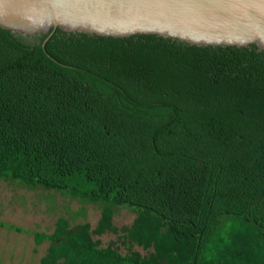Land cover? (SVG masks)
Segmentation results:
<instances>
[{
	"label": "trees",
	"instance_id": "obj_1",
	"mask_svg": "<svg viewBox=\"0 0 264 264\" xmlns=\"http://www.w3.org/2000/svg\"><path fill=\"white\" fill-rule=\"evenodd\" d=\"M49 30L0 25V177L102 205L39 264H264V49ZM121 204L145 253L92 237Z\"/></svg>",
	"mask_w": 264,
	"mask_h": 264
},
{
	"label": "water",
	"instance_id": "obj_2",
	"mask_svg": "<svg viewBox=\"0 0 264 264\" xmlns=\"http://www.w3.org/2000/svg\"><path fill=\"white\" fill-rule=\"evenodd\" d=\"M0 25L23 35L50 29L41 44L60 27L264 49V0H0Z\"/></svg>",
	"mask_w": 264,
	"mask_h": 264
},
{
	"label": "rangeland",
	"instance_id": "obj_3",
	"mask_svg": "<svg viewBox=\"0 0 264 264\" xmlns=\"http://www.w3.org/2000/svg\"><path fill=\"white\" fill-rule=\"evenodd\" d=\"M101 202L82 200L68 191L27 187L13 179L0 177V221L22 228L15 231L0 225V264H39L40 256L48 245L46 239L34 245L31 230L50 232L57 216L65 217L70 224L88 222L93 227L100 214ZM112 222L116 232L93 234L100 245L114 242L121 252L129 249L145 251L137 244H129L119 228L129 225L134 211L126 204L113 205ZM35 247V249H32Z\"/></svg>",
	"mask_w": 264,
	"mask_h": 264
},
{
	"label": "crops",
	"instance_id": "obj_4",
	"mask_svg": "<svg viewBox=\"0 0 264 264\" xmlns=\"http://www.w3.org/2000/svg\"><path fill=\"white\" fill-rule=\"evenodd\" d=\"M32 241H33V237H32ZM34 243V242H33ZM32 249H34V247H32Z\"/></svg>",
	"mask_w": 264,
	"mask_h": 264
}]
</instances>
